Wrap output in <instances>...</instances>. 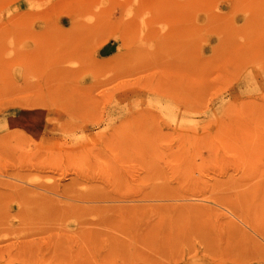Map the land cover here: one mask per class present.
<instances>
[{
    "label": "rangeland",
    "instance_id": "obj_1",
    "mask_svg": "<svg viewBox=\"0 0 264 264\" xmlns=\"http://www.w3.org/2000/svg\"><path fill=\"white\" fill-rule=\"evenodd\" d=\"M0 264H264V0H0Z\"/></svg>",
    "mask_w": 264,
    "mask_h": 264
}]
</instances>
